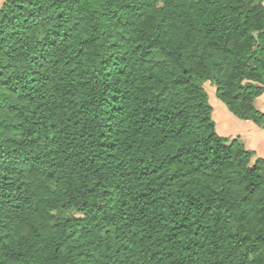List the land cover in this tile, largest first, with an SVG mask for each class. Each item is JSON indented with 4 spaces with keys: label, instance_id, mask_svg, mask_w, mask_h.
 Returning <instances> with one entry per match:
<instances>
[{
    "label": "trees",
    "instance_id": "obj_1",
    "mask_svg": "<svg viewBox=\"0 0 264 264\" xmlns=\"http://www.w3.org/2000/svg\"><path fill=\"white\" fill-rule=\"evenodd\" d=\"M264 0H5L0 264H264Z\"/></svg>",
    "mask_w": 264,
    "mask_h": 264
},
{
    "label": "crops",
    "instance_id": "obj_2",
    "mask_svg": "<svg viewBox=\"0 0 264 264\" xmlns=\"http://www.w3.org/2000/svg\"><path fill=\"white\" fill-rule=\"evenodd\" d=\"M4 1L0 0V7ZM256 104L264 112V93L258 98ZM222 107V115L215 117L216 128L218 127L226 138H240L248 149L254 151L256 156L264 158V127L252 120L239 119L228 108Z\"/></svg>",
    "mask_w": 264,
    "mask_h": 264
},
{
    "label": "rangeland",
    "instance_id": "obj_3",
    "mask_svg": "<svg viewBox=\"0 0 264 264\" xmlns=\"http://www.w3.org/2000/svg\"><path fill=\"white\" fill-rule=\"evenodd\" d=\"M204 87H205L206 91L208 92L209 101H210L211 105L213 106L212 116H213L214 120L216 121L215 117L217 118V116H221L222 115L221 114L222 111H223V107L222 106L226 107V105L216 97L215 88L211 85L210 82H206L204 84ZM217 120H218V123H219V119H217ZM217 132L220 133L223 136V134L221 133L219 128L217 129ZM228 139L231 140L232 138H228Z\"/></svg>",
    "mask_w": 264,
    "mask_h": 264
}]
</instances>
